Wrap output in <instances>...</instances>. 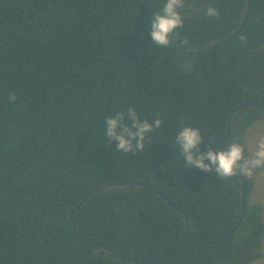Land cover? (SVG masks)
Returning a JSON list of instances; mask_svg holds the SVG:
<instances>
[{
    "label": "trees",
    "instance_id": "trees-1",
    "mask_svg": "<svg viewBox=\"0 0 264 264\" xmlns=\"http://www.w3.org/2000/svg\"><path fill=\"white\" fill-rule=\"evenodd\" d=\"M165 2L0 0V264L260 257L253 178L237 176L242 214L234 176L187 168L175 137L199 128L200 150L220 151L264 124V0H184L163 47L148 30ZM129 107L162 124L142 151L117 152L104 120Z\"/></svg>",
    "mask_w": 264,
    "mask_h": 264
},
{
    "label": "clouds",
    "instance_id": "clouds-1",
    "mask_svg": "<svg viewBox=\"0 0 264 264\" xmlns=\"http://www.w3.org/2000/svg\"><path fill=\"white\" fill-rule=\"evenodd\" d=\"M183 6L184 0H166L162 10L153 15L148 30L152 42L163 47L172 44L170 37L184 24L183 17L178 11ZM207 14L216 16L217 9L209 7ZM188 43L186 39L180 41L181 45ZM15 100V94H10L9 101L15 102ZM125 115L131 121L130 124L125 121ZM104 124L107 140L118 141L115 149L117 152L134 153L144 149L147 134L159 128L162 121L158 116L153 122L147 119L141 120L136 110L129 107L126 114L117 111L114 115L105 118ZM202 142L199 128L184 126L176 134L175 143L179 146L180 155L187 168L214 172L220 179H226L233 176H251L255 169L264 167V139H261L255 150L247 156L245 146L239 142H233L220 151L211 148L201 151L199 146Z\"/></svg>",
    "mask_w": 264,
    "mask_h": 264
},
{
    "label": "rangeland",
    "instance_id": "rangeland-1",
    "mask_svg": "<svg viewBox=\"0 0 264 264\" xmlns=\"http://www.w3.org/2000/svg\"><path fill=\"white\" fill-rule=\"evenodd\" d=\"M246 141L249 151L255 150L257 143L264 139V124L261 120H257L252 123L245 132ZM253 186L250 194L248 195V203L253 204L255 202L261 204L264 208V168H259L252 173ZM248 264H264V237L262 238V244L260 249V257L253 260Z\"/></svg>",
    "mask_w": 264,
    "mask_h": 264
},
{
    "label": "water",
    "instance_id": "water-1",
    "mask_svg": "<svg viewBox=\"0 0 264 264\" xmlns=\"http://www.w3.org/2000/svg\"><path fill=\"white\" fill-rule=\"evenodd\" d=\"M248 104V102H245V103H243V104H241V105H239L238 107H237V109L239 110V109H241L242 107H244V106H246ZM231 117L229 118V120H228V129H227V142L229 141V132H230V130H231ZM228 143H227V147H228ZM234 180H235V185L237 186V187H240V189H241V191H242V214H243V212H244V208H245V203H246V192H245V190L242 188V186L240 185V182H239V180H238V178H237V176H234ZM128 184H130L129 182H113V183H110L109 185H107V186H119V187H122V186H124V185H128ZM95 190H99V188H96ZM86 198H87V196L86 197H84V199L78 204V205H80L83 201H85L86 200ZM170 205H171V203L170 202H168ZM76 208H78V206H76ZM71 216V215H70ZM241 218H242V215H241V217H240V219L238 220V222H237V224L239 223V221L241 220ZM236 224V225H237ZM232 232V231H231ZM100 254H102V253H104V251H100L99 252ZM107 255H110V256H116V255H113V254H111V253H107Z\"/></svg>",
    "mask_w": 264,
    "mask_h": 264
},
{
    "label": "crops",
    "instance_id": "crops-1",
    "mask_svg": "<svg viewBox=\"0 0 264 264\" xmlns=\"http://www.w3.org/2000/svg\"><path fill=\"white\" fill-rule=\"evenodd\" d=\"M244 144H245L246 149L248 150V152H250L249 149H248V146H247L246 135H245V139H244ZM250 153H251V152H250ZM253 174H254V172H253ZM255 203H257V202H255Z\"/></svg>",
    "mask_w": 264,
    "mask_h": 264
},
{
    "label": "flooded vegetation",
    "instance_id": "flooded-vegetation-1",
    "mask_svg": "<svg viewBox=\"0 0 264 264\" xmlns=\"http://www.w3.org/2000/svg\"><path fill=\"white\" fill-rule=\"evenodd\" d=\"M258 169H255L253 172L257 171Z\"/></svg>",
    "mask_w": 264,
    "mask_h": 264
}]
</instances>
